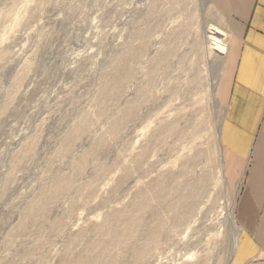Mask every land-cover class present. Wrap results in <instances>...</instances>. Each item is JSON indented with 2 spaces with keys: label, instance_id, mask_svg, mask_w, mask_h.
<instances>
[{
  "label": "rangeland",
  "instance_id": "rangeland-1",
  "mask_svg": "<svg viewBox=\"0 0 264 264\" xmlns=\"http://www.w3.org/2000/svg\"><path fill=\"white\" fill-rule=\"evenodd\" d=\"M232 44L210 0H0V264H229Z\"/></svg>",
  "mask_w": 264,
  "mask_h": 264
},
{
  "label": "crops",
  "instance_id": "crops-1",
  "mask_svg": "<svg viewBox=\"0 0 264 264\" xmlns=\"http://www.w3.org/2000/svg\"><path fill=\"white\" fill-rule=\"evenodd\" d=\"M233 40L218 95L220 145L227 169L242 183L239 236L230 264H264V0H210Z\"/></svg>",
  "mask_w": 264,
  "mask_h": 264
},
{
  "label": "bare ground",
  "instance_id": "bare-ground-1",
  "mask_svg": "<svg viewBox=\"0 0 264 264\" xmlns=\"http://www.w3.org/2000/svg\"><path fill=\"white\" fill-rule=\"evenodd\" d=\"M222 177V176H221ZM236 244H237V241L236 239H234L233 241V245H232V251H231V256L228 260V263L230 264L231 260L233 259V256H234V253H235V250H236Z\"/></svg>",
  "mask_w": 264,
  "mask_h": 264
}]
</instances>
